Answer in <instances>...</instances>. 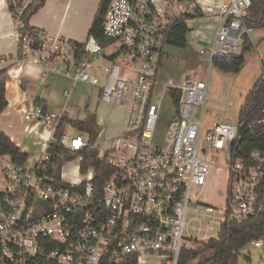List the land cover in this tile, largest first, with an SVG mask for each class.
Here are the masks:
<instances>
[{"label":"built area","instance_id":"1","mask_svg":"<svg viewBox=\"0 0 264 264\" xmlns=\"http://www.w3.org/2000/svg\"><path fill=\"white\" fill-rule=\"evenodd\" d=\"M32 1L7 0L17 20L18 53L16 59L0 56L6 89L9 79L32 66L41 71L42 84L64 75L75 85H99L101 102L125 107V113L113 146L94 144L109 172L99 187L96 166H83L90 139L65 133L77 116L36 104L22 107L26 132L41 129L44 150L30 164L0 155V264H179L184 251L218 239L233 221L263 213L264 149L248 157L238 151L244 129L253 138L264 136L262 102L237 124L215 122L201 156L203 119L195 111L206 108L209 79H169L165 87L180 93L178 105L166 133L157 137L162 104L156 87L167 59L166 30L186 15L210 13L218 24L213 39L198 44L199 53L212 61L238 57L250 30L245 17L252 0H111L103 20L107 46L94 36L80 46L61 35L22 32L19 21ZM97 138L113 140L100 125ZM74 156L72 179L65 170ZM218 172L226 176L223 209L206 202ZM214 213L218 222L205 218ZM248 244L264 264V234Z\"/></svg>","mask_w":264,"mask_h":264},{"label":"rangeland","instance_id":"2","mask_svg":"<svg viewBox=\"0 0 264 264\" xmlns=\"http://www.w3.org/2000/svg\"><path fill=\"white\" fill-rule=\"evenodd\" d=\"M99 3L100 0H74L71 20H75V23L78 22L82 24L84 31L76 38L65 35L61 36L70 40H78L79 42L85 43L89 38V32L92 25L91 23L93 21L94 15L97 13ZM258 6H262L261 2L258 4ZM11 15V33L10 36L2 42V46L6 53H3L4 55L0 56H4L8 59H16L18 53L17 42L14 37H11V35L17 30V20L13 17L12 12ZM214 24L215 20L210 13H207L197 19H191L190 27L194 26V29L188 33V46L184 49L176 47L170 48L169 60L164 69L166 77L173 78L176 82H181L179 77L182 75V71L185 73L184 79L193 77L201 78L205 81L209 79V97L206 102V108L202 112L201 107L198 106L195 111L196 117H199L202 114L203 119V128L201 134L202 138L200 140L201 156H204L203 147L206 142V135L213 128L214 123L228 122L231 124H237L240 120V111L246 104V100L250 92L254 89V87L257 85V82L264 74V27L251 29L250 32L247 33L252 39V48L245 53V62L242 66V70L240 72H233L217 68L212 64L210 56L201 54L198 51V44L202 43V41L208 42L211 40V38H213L212 29ZM102 63L104 65L108 64L105 61H102ZM78 84L80 85L72 96L73 102L71 103L70 107H72L71 111H75L76 105L74 104L79 103V106H82L80 110L81 114H83L86 113V108L83 102L86 103L88 99H90V101H92L91 106L95 105L94 101L99 97V90L97 89L99 88V85L91 86L88 83L82 84L81 82ZM77 95H79L78 98H76ZM74 97L76 98V102H74ZM166 102H164V106L162 108L160 119L161 122L159 123L157 130V137L160 139H162L163 134L167 131L166 122L168 120L166 119L168 118V108H174L173 105H166ZM261 102L264 104V98L261 99ZM97 106L99 118L102 116L106 117L105 127H116L125 113V107L118 106L115 110H113V106H109L102 102ZM65 133L69 135L81 134L85 139L89 138L88 130L82 131L80 128L72 124H68L66 126ZM109 135L113 138V140L107 141L104 139L105 137L101 138L98 141V148H110L113 146V142L116 139L118 133L113 131ZM27 141H29L27 145L28 154L32 155V157H35L34 159H37V156L39 155L38 152L41 151L40 147L43 145L44 141L40 140L39 135L36 134L30 136V139ZM214 150L215 149H211V152ZM224 157L225 155L222 154L220 159L222 160ZM30 163L31 161H29L28 164ZM76 165H78V159L77 156H74L72 161L67 164L65 170L67 173V178L73 179V177H76V175L73 173V168ZM212 185L213 188L211 190H207L209 191V194L206 202L214 205L218 209H223L225 207L224 199L227 186L225 174L223 172H218L215 174ZM190 215L196 218L203 217L201 212H190ZM218 216L219 215L217 213H214L212 215H207L205 218L208 220H213V222H218L220 219ZM194 224H196V226L199 225L198 221H195ZM214 231H219V226L217 223H215ZM211 254V251H206L191 264H197L199 260H204ZM258 259L259 251L253 244H248L246 247L241 249L240 254L236 259V264H258Z\"/></svg>","mask_w":264,"mask_h":264},{"label":"trees","instance_id":"3","mask_svg":"<svg viewBox=\"0 0 264 264\" xmlns=\"http://www.w3.org/2000/svg\"><path fill=\"white\" fill-rule=\"evenodd\" d=\"M46 0H33L24 11L23 15L20 18V23L23 25L20 30L24 33L26 32H35L40 33L42 30L34 27L30 24V18L36 14L41 7L44 5ZM111 0H100L99 8L97 13L94 16L92 21V27L89 32L90 37H95L103 46H107L109 41L105 39L103 34V20L108 10V4ZM253 5L250 8L249 16L245 17V24L248 29H257L264 27V0H252ZM261 2L262 6L259 7L258 4ZM9 9L12 11L11 7ZM199 16L203 14L199 11ZM190 15L181 17L175 21L167 30H166V54L167 59L169 60V49L170 48H180L184 49L188 46L189 39L188 33L193 30L189 26ZM245 35V42L242 49V54L238 57H215L212 61V64L219 69L229 70L233 72H240L242 66L245 62V53L246 51L251 50L252 41L250 35L247 33ZM76 42L82 46L83 43L76 40ZM165 62V63H166ZM164 66V65H163ZM264 66V61H263ZM7 71V69L0 70V113L4 112L9 105L6 92V82L1 78L2 75ZM179 92L176 90H171L170 95L173 100V104L177 108ZM264 95V79L261 77L257 82V85L250 92L246 104L240 111V116H243L246 113H251L261 102V99ZM35 104L44 108V111H51V107L42 99L38 98L35 101ZM239 116V117H240ZM96 112L92 113L87 110L85 118L82 120L74 121L76 126L80 127L82 130L89 131L90 139V148L84 153L83 166L88 164H94L96 166V177L95 184L101 186L105 181L109 172L104 169L106 167V162L99 160L97 155V148H94L96 142V137L98 135L99 125L95 121ZM64 130L63 124L58 130V135H61ZM243 137L241 144L239 146V153L242 157H248L252 150L254 149H264V136L261 138H253L248 131L244 129ZM0 155H10L18 161H26L29 157L25 152H22L20 147L16 144L15 141H12L11 138L0 129ZM264 211L256 216L244 221H233L229 227H224L220 232V237L218 239H212L207 243L198 245L196 248H192L184 251L182 254L179 264H191L198 257L206 252L211 251L209 255L204 260H199L197 264H236V259L240 254L242 248L246 247L247 243L253 239H256L262 236L264 233ZM130 264V263H123Z\"/></svg>","mask_w":264,"mask_h":264},{"label":"crops","instance_id":"4","mask_svg":"<svg viewBox=\"0 0 264 264\" xmlns=\"http://www.w3.org/2000/svg\"><path fill=\"white\" fill-rule=\"evenodd\" d=\"M73 4L74 0H46L41 9L30 18V24L51 35H65L76 38L84 31V27L78 22L75 23V20H71ZM11 16L12 15L10 9L8 8L7 0H0V53H2L0 55H4L3 53H6L5 49L2 46V42L10 36L12 24ZM213 18L215 20V24L212 29V36L218 24V20L215 17ZM192 28L194 29V26H192ZM11 37H13V34L11 35ZM167 63L168 61L161 69L156 88L157 93L159 95L161 94V108H163L164 102H166L167 99L168 100L165 104L168 106L173 105V107L176 108L175 104H173L170 91L167 89V87H165L167 81L169 79H173L170 77H166L165 75L166 73L164 69ZM184 75L185 73L182 71V75L179 77L181 82L184 81ZM41 76V71L38 68L27 66L22 69L20 77L18 79H9V83L6 89L9 105L4 112L0 113V129H2L11 138L12 141L16 142L22 152H25L27 154V156L29 157V161H35L36 159H34L35 157H32V155L28 154L27 145L29 141L27 140L30 139V136H32L33 134L39 135L40 140H42L43 131L39 129L37 132H26V126L29 125V123L24 119L22 107L29 108L30 106L35 104V101L38 98L44 100L51 107V111L61 112L62 110H64L65 114L76 115L79 120L85 118L87 110H92V113L96 112L95 121L99 123L101 127L105 128L106 134L109 135L113 131L117 133L120 132L123 124L121 120L119 121L118 125H116V127H105L106 117L102 116L99 118L98 116L97 105L101 103L100 96L102 90L100 89V86L99 88H97L99 90V97L94 101L95 107L91 106L92 101L88 99L86 103L83 102L86 108V113L81 114L80 110L82 106H79V103L74 104L76 105V108L74 107L75 111H71L72 107H70L71 103L73 102L72 96L76 92V89L80 84L77 83L75 85L71 78L64 75L51 76L48 81L42 84ZM177 82L181 83L179 81ZM78 96L79 95H77L76 98H78ZM76 98L74 97V102H76ZM109 106H113V110L117 108L116 105L111 104ZM174 108H168V118L170 115H172ZM99 140L100 139L97 138V145ZM40 148L41 151L38 152L39 155L44 150L43 145Z\"/></svg>","mask_w":264,"mask_h":264}]
</instances>
